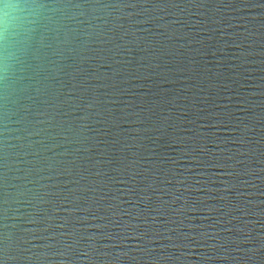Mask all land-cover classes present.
<instances>
[{
	"label": "clouds",
	"instance_id": "1",
	"mask_svg": "<svg viewBox=\"0 0 264 264\" xmlns=\"http://www.w3.org/2000/svg\"><path fill=\"white\" fill-rule=\"evenodd\" d=\"M0 264H264V0H0Z\"/></svg>",
	"mask_w": 264,
	"mask_h": 264
}]
</instances>
